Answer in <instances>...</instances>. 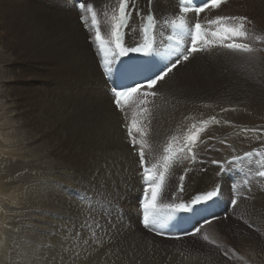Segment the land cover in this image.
<instances>
[{
	"label": "bare ground",
	"instance_id": "6f19581e",
	"mask_svg": "<svg viewBox=\"0 0 264 264\" xmlns=\"http://www.w3.org/2000/svg\"><path fill=\"white\" fill-rule=\"evenodd\" d=\"M117 1L85 2L94 4L103 35L110 31V16ZM154 1L163 17L173 14L170 1ZM11 2V22L17 24L14 36L10 33L14 28L0 12V208L12 211L8 213L11 236L5 241L4 230L0 231V263L52 264L55 256L57 264L61 257L64 264H124L129 254L126 248L130 247L151 255L155 261L151 264H264V243L256 239L251 254H240L241 247L229 248L236 237H245L243 232L248 227L255 232H251L252 237L258 234L264 242L262 227L249 216L250 205L243 198L249 189L264 195L254 180L249 182V189L228 187L229 194L239 199L229 209V217L204 225L193 236L163 240L139 226L136 158L123 140L92 41L87 42L90 30L82 29L77 10L67 0ZM222 8L228 15L247 16L264 33V0H228ZM158 28L163 30V26ZM20 39L24 54L15 48ZM195 56L154 87L163 97L154 99L153 153L161 154L170 138L182 134L192 123L215 116L219 123L208 125L202 132L199 148L224 161L257 145L253 141L264 140V134L249 131L264 130V72L257 70L253 80L244 79L234 68L230 72L232 57L228 52L218 54L222 65L207 51ZM25 58L39 65L44 74V79L32 87H23L28 83L23 79L27 75ZM219 67L228 70L219 72ZM258 82L260 90L255 94L252 83ZM221 141L230 142L235 154L230 147L220 145ZM188 160L174 168L167 181L168 192L174 193L172 184L179 181L180 173L186 174V193L211 188L217 182V169L208 162L201 173L198 164ZM52 171L55 191L44 188L53 180L49 178ZM72 182L83 185L74 197L66 196L64 189ZM222 188L227 192L226 186ZM79 197L84 198L83 208L75 202ZM46 208H51L52 214L55 210V241L49 243L42 242L38 233V225L47 220ZM103 214L109 221L106 218L101 223ZM70 230L81 239L70 251H61L62 236ZM64 247L68 249L70 244L65 242Z\"/></svg>",
	"mask_w": 264,
	"mask_h": 264
},
{
	"label": "snow or ice",
	"instance_id": "6c2138e0",
	"mask_svg": "<svg viewBox=\"0 0 264 264\" xmlns=\"http://www.w3.org/2000/svg\"><path fill=\"white\" fill-rule=\"evenodd\" d=\"M225 2L226 0H180L182 5L180 15L173 18L171 21H165V23H170L174 30H179L173 37H170V39L176 41L175 51L180 52V55L176 56L175 62L166 65L163 70L159 71L153 78L146 80L145 83H137L131 87H122L119 90L112 89L113 104L120 111H124L126 105L137 104L138 110H133L131 113V121L126 123L125 127L127 128V133L131 138L130 142L133 147L138 145L136 150L139 155L140 165L143 169L142 177L147 184L142 203L143 223L145 227L161 222L160 213L162 210H167L169 215L180 211H191L193 210V206L213 201L220 195V186L216 185L211 190L196 194L188 203L180 202L161 205L158 202L164 190L173 162L180 159L182 156L187 158L184 154L193 152V148L200 140V134L205 131L208 125L219 123V121L215 116H210L208 119L200 120L198 124L192 123L187 132L183 134L182 140L178 135L172 136L163 148L164 154L160 159L156 163L149 164L146 162V149H149L150 146L145 139L146 132L142 126V120L145 115L150 113V109L147 107H140V105H147L150 103V98H154L158 95L156 91H153L158 82L164 81L173 69L189 61V59L198 52L210 51L217 46L229 49L233 52L247 54H252L257 51L250 43L245 41H264V35L249 31L247 25L252 22L246 16L218 15L214 19L207 20L203 24L197 19L194 25H189L186 14L190 11L194 12L198 17L199 14L205 12V10L217 9ZM151 3L152 0H149V4ZM130 4L135 7L133 0H119L118 7L112 9L109 21L111 25L110 31L108 35L105 36L102 35L98 13L95 10L94 4L91 2L78 3L79 9L83 13L80 17L81 21L86 28L94 32V36L92 37L93 43L97 46L99 53L102 54L105 74H110L112 72V65L121 57L128 56L131 53L149 55L156 52L154 29L157 18L151 10H149L146 16H142V20L146 21L142 27V42L132 47L125 45L123 29L129 25V20L132 15L131 11H129ZM137 14L140 15L139 12ZM105 15L107 16L108 13L105 12ZM184 32L189 34L190 46L181 49L180 45L185 43L183 38ZM222 111H227V109H222ZM136 134H139V140ZM251 155H253V153L244 154L245 157ZM192 159H195L194 154ZM239 159L241 158L233 157V161ZM259 175L264 176V172H259ZM183 180L184 177L181 176L180 181L183 182ZM183 190L181 186L180 191ZM233 203H235V201H233ZM88 220H91V217H89ZM206 223H208V221H206ZM195 231L200 232V228H197ZM80 239L81 237L73 234L70 230L67 236H62L61 243L58 247L61 251H70L72 247L76 246ZM204 239L208 240L209 238L205 235ZM65 242L70 244L68 249L64 247ZM210 242L213 244L216 243L214 240ZM53 247H56V245H53ZM225 255H227V253H225ZM241 259H243V257H241ZM52 264H57L55 256L52 258ZM60 264H64L63 257L60 259Z\"/></svg>",
	"mask_w": 264,
	"mask_h": 264
},
{
	"label": "rangeland",
	"instance_id": "374dc122",
	"mask_svg": "<svg viewBox=\"0 0 264 264\" xmlns=\"http://www.w3.org/2000/svg\"><path fill=\"white\" fill-rule=\"evenodd\" d=\"M0 3H1L0 4V12H2V14H3L2 17L5 18L4 16H6V18H5L6 19V22L9 21L8 24L10 25L11 29H12V27L14 28L12 31H10V33L11 32L13 33V34L11 33V35L14 36V32L13 31H16L17 28H16V26H14V23L16 24V21L15 22L13 21L14 23L11 22V13H12L11 11L13 9V4H12L11 0H0ZM2 10H4V11H2ZM6 10H8V11H6ZM173 12H174V10H173ZM218 15H228V14H227L225 8H222L219 11ZM249 28H252L253 32L256 33V34L264 35V33H262L261 28L260 27H257L256 25H253V23H252L251 27L249 25ZM17 33H20V31L19 32L17 31ZM17 33H16V35H17ZM16 40L17 39H13L14 42H16ZM21 44H22V40L20 39V40L17 41V44H15L16 51L17 50H22V49H20L21 48L20 47ZM254 46L257 49V53H252V54H246L245 55L243 53H237V52H233V51H225V52H228V54L232 57V63H231V65L228 66V68L231 69L230 72H232L233 71V68H234L239 74H240V72L243 73V78L244 79H247L245 77H248L251 80H253V78H255V76L257 74V70H260V71L262 70V72H264V41H261V43H259V45H255L254 44ZM225 52H223V54ZM22 54H24V51L22 52ZM212 54L218 58V54H219L218 52L217 53H212ZM218 59H219V65H222L220 63V58H218ZM23 66H24V68H25V70L27 72V75H25L23 79H26V81L28 82L27 85H25L23 87H29V86L32 87V86H35L41 79H44V74L40 72L39 65L34 64L32 61H30L29 59H26L25 58V64H23ZM226 69L227 68H224V67H219L218 68L219 72L224 71ZM252 86L256 87L254 89H255V94H257V91L260 90V87H259L260 86V83L259 82L256 83V84L255 83H252ZM49 89L53 90V85H50L49 86ZM261 89H264V87H262ZM186 94H191V93H186ZM236 101L238 103L239 102V99H237ZM51 108L53 110L52 120L55 122V104L54 103L51 104ZM260 141H262V142H260ZM263 142H264V140L257 139L256 141H253L252 144H257L258 145L259 143H263ZM251 146L254 147L255 145H251ZM49 176H50L49 178L50 179H53V180L51 181L50 184H46L44 188H46V189H48L50 191H55V171H52L49 174ZM76 176L78 177V175H76ZM176 182H177V180H175L173 182V184L175 185ZM82 185L83 184H79V183L72 182L71 185H68L64 189L65 195L66 196L74 197L76 195L77 189L80 186H82ZM257 188H258V191H261L262 190L261 189V186H257ZM259 188H260V190H259ZM137 191H138V189H137ZM249 191H250V189L247 192L248 194L246 193V196H248L250 199H246L245 200L250 205V207L248 209L249 210L248 214H250L249 216L251 217L252 220H254V221L256 220L257 222H259V224L262 227V231L264 233V230H263L264 229V195H260V194H257V193L256 194H253L252 192H249ZM261 192L264 193L263 190ZM170 194H171L170 192H166V195L167 196L168 195L170 196ZM75 202L77 203V205L80 208H83L84 198L79 197V198H77L75 200ZM136 202H137V200H136ZM258 203H260V204H258ZM2 209L4 211V214H3ZM46 209H47V212H45L44 216H46L47 220H45L42 224L38 225L39 230H40V231H38V233H40V235H41L42 242L49 243V242H51L50 240H52V242L55 241V210H54V213L52 214V213H50V210H52L51 208H46ZM5 210L6 209H4L1 206V208H0V218L2 217L3 219L1 218L2 222L0 223V227H1L0 228V231L1 230H4V231H1V232H2L3 237L4 238L6 237V238L5 239L3 237L2 238L6 241V239H8L9 236H11L9 230L11 228L10 227V223H11L12 220H11V216L8 213L9 212H12V211H10V210L7 211L6 210L7 211L6 212ZM258 214H259V216H258ZM261 215H263V216H261ZM7 216H9V217H7ZM106 218H108V217L103 214L102 217L100 218L101 223L104 220H106ZM138 218H139V215H138ZM108 221H109V218H108ZM3 222H5L6 225ZM7 229H8V231H7ZM47 230L50 231V234L49 233H46ZM245 230L246 231H244V232H246L248 234H246V233L244 234V232H243V235H245V237H241V236L236 237L237 240L235 239L234 240V243H232V244L230 243L231 245H230L229 248L234 249V248H237V247H241V251H240L241 253L238 252V251L237 252L240 253V254H245L246 253V255H248V254H251V251L254 250V244H253V241H255L254 239H256V241L259 242V244L264 243V242H263V238H260L258 236V234H254L253 237H252L251 232H253V233H255V232L252 229H250V227L245 228ZM203 233H206V232L203 231ZM255 235H257V236H255ZM109 242L111 244V241H109ZM232 246H233V248H232ZM119 248L120 247H118L117 250H119ZM126 251H128L129 254L125 258L126 259V262L124 264H151V262L152 263L155 262V261H151L152 260V256L151 255H149L148 253L142 254V253L138 252V250L136 248L127 247L126 248ZM130 254L132 255V258L130 256ZM133 256H135V257H133ZM121 262H124V261L122 260ZM0 264H7V263L6 262H3V263H0Z\"/></svg>",
	"mask_w": 264,
	"mask_h": 264
}]
</instances>
